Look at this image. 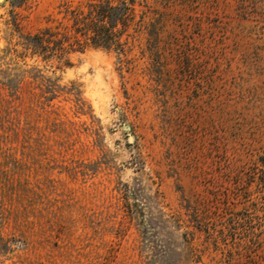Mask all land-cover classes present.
I'll return each instance as SVG.
<instances>
[{
    "label": "rangeland",
    "instance_id": "374dc122",
    "mask_svg": "<svg viewBox=\"0 0 264 264\" xmlns=\"http://www.w3.org/2000/svg\"><path fill=\"white\" fill-rule=\"evenodd\" d=\"M68 2H0V264H264V0H136L124 54L25 51Z\"/></svg>",
    "mask_w": 264,
    "mask_h": 264
},
{
    "label": "trees",
    "instance_id": "16d2710c",
    "mask_svg": "<svg viewBox=\"0 0 264 264\" xmlns=\"http://www.w3.org/2000/svg\"><path fill=\"white\" fill-rule=\"evenodd\" d=\"M76 6L63 4L64 19L68 22L62 33L49 29L25 37V51H30L47 61L51 58L61 60L70 52L83 51L86 47L116 50L125 53L129 31L137 33L143 26V16L135 22L136 0H78ZM149 36L156 37L153 26H148ZM125 37L123 41L122 38Z\"/></svg>",
    "mask_w": 264,
    "mask_h": 264
},
{
    "label": "water",
    "instance_id": "95a60500",
    "mask_svg": "<svg viewBox=\"0 0 264 264\" xmlns=\"http://www.w3.org/2000/svg\"><path fill=\"white\" fill-rule=\"evenodd\" d=\"M1 1H2V0H1ZM1 1H0V2H1Z\"/></svg>",
    "mask_w": 264,
    "mask_h": 264
}]
</instances>
